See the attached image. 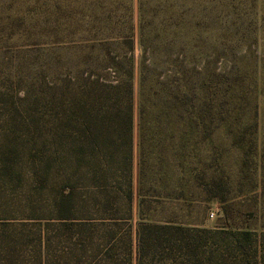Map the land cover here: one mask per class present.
Masks as SVG:
<instances>
[{
    "label": "trees",
    "instance_id": "1",
    "mask_svg": "<svg viewBox=\"0 0 264 264\" xmlns=\"http://www.w3.org/2000/svg\"><path fill=\"white\" fill-rule=\"evenodd\" d=\"M122 42L128 54L108 59L102 53L95 59L99 66L110 62L112 73L100 68L78 76L82 83L76 87L54 92L52 127L45 136L37 123L31 172L36 181H50L55 215L44 227L34 215L1 218L0 264H132L134 205L136 264H264L259 218L258 226L207 228L144 217L149 203L187 200L182 182L176 196L153 188L145 194L152 182L146 142L174 138L160 135L174 131L160 129L161 124L177 125L182 137L192 132L198 148L207 143L208 159L217 162L212 172L204 165L194 170L195 186L205 200H227L240 172L228 176L223 155L228 148L239 150L242 168L245 149L258 148L256 80L246 91L227 67H216L218 58L207 63L201 58L198 64L190 55L135 57L132 38ZM149 122L156 127L148 128ZM216 132L223 143L211 141ZM22 155L18 147H0L1 183V175L21 166ZM81 207L87 212L82 218L76 214Z\"/></svg>",
    "mask_w": 264,
    "mask_h": 264
},
{
    "label": "rangeland",
    "instance_id": "2",
    "mask_svg": "<svg viewBox=\"0 0 264 264\" xmlns=\"http://www.w3.org/2000/svg\"><path fill=\"white\" fill-rule=\"evenodd\" d=\"M128 36L135 57L142 52L158 58L190 55L198 64L201 58L206 63L218 58L216 67H227L246 91L256 80L260 104L256 153L245 149L242 168L239 150L228 148L223 155L228 176L240 172L225 202L205 200L195 186L194 170L204 165L212 172L217 162L208 159L207 143L198 148L192 132L182 137L177 125L161 124L160 129L174 131L160 135L174 138L146 142L152 182L145 194L153 188L176 196L182 182L187 200L149 203L144 217L207 228L258 226L259 218L264 227V0H0V147L7 144L23 153L21 166L1 175L0 219L34 215L41 227L51 221V183L36 181L31 172L37 123L45 136L52 127L54 92L76 87L82 83L78 76L100 68L112 73L110 62L99 66L95 59L102 53L108 59L128 54L122 42ZM211 141L223 143L224 137L216 132ZM134 155L136 172L137 147ZM76 214L82 218L87 212L81 207ZM137 215L134 205L132 264Z\"/></svg>",
    "mask_w": 264,
    "mask_h": 264
}]
</instances>
